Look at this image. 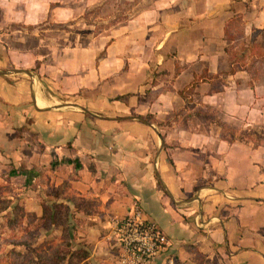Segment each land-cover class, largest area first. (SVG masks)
<instances>
[{
    "label": "crops",
    "instance_id": "crops-1",
    "mask_svg": "<svg viewBox=\"0 0 264 264\" xmlns=\"http://www.w3.org/2000/svg\"><path fill=\"white\" fill-rule=\"evenodd\" d=\"M105 1L0 0V218L69 205L86 262L112 263L136 203L171 243L151 264H264V72L229 59L264 0H126L103 31L39 29Z\"/></svg>",
    "mask_w": 264,
    "mask_h": 264
},
{
    "label": "rangeland",
    "instance_id": "rangeland-1",
    "mask_svg": "<svg viewBox=\"0 0 264 264\" xmlns=\"http://www.w3.org/2000/svg\"><path fill=\"white\" fill-rule=\"evenodd\" d=\"M136 5V7H135ZM143 4H140L139 7H142ZM138 7V4L134 2H128L126 0H107L105 1L100 9H92L91 12H87L84 15V19H76L71 26H66L63 24H44L39 27L42 28H49L44 34L46 37H54L57 36L58 40L62 41L67 33L71 30L75 32L76 30H85V21H89L90 23H95L96 26L93 28L94 33L103 31L104 28L109 27L110 25L115 24L116 22L124 21L130 15L134 14V11ZM234 20V18H233ZM238 27L234 25L235 28ZM233 29L235 42L230 47V53H234V56L239 58L241 56V48L247 45V41L243 39H239V34L237 29ZM71 37V34H70ZM254 41L256 44L259 45L258 51L264 55V31L255 33ZM30 43L31 40H28ZM249 43V42H248ZM246 44V45H243ZM250 51L252 52L253 49L251 48ZM248 52V51H246ZM247 56H250L249 54ZM11 69V67L0 68V70ZM35 70V68L33 69ZM261 72L264 70L260 69ZM24 75V74H23ZM13 76H21V75H13ZM264 131V130H259ZM256 131L251 130L249 133H254ZM248 134V133H246ZM0 207H3V203H0ZM11 214L13 219L15 220L12 224H8L7 221L0 218V264H29L30 259L35 257L36 254L45 255L47 261L44 264H82L78 261L77 258H72L66 256L65 261L55 260L58 253L69 252L72 251V247L79 248L83 241L80 239L77 231L73 233V230H76V225L78 224L74 218H71V227L69 229V233L72 235L71 247L66 246L65 243L67 242L66 238L67 231L63 230L62 226L56 224L47 229L39 223L38 221L35 222L33 220V216L27 215L26 217L22 218L17 217L18 213L20 214L19 210L13 209L11 206ZM17 213V214H16ZM72 213V212H71ZM73 216V215H72ZM16 218V219H15ZM35 234V238H32V235ZM30 241L29 245H13L12 242L16 241ZM77 246V247H76ZM84 248V247H80ZM80 249V250H82ZM78 251V250H77ZM34 252V253H33ZM78 253L81 254V251ZM114 259L112 260V262ZM83 264H88L87 262ZM102 264H111V260H108Z\"/></svg>",
    "mask_w": 264,
    "mask_h": 264
},
{
    "label": "built area",
    "instance_id": "built-area-1",
    "mask_svg": "<svg viewBox=\"0 0 264 264\" xmlns=\"http://www.w3.org/2000/svg\"><path fill=\"white\" fill-rule=\"evenodd\" d=\"M110 229L111 238L119 247L111 264H151L158 254L170 252L169 240L136 203L122 219L114 220ZM173 259L169 254L167 262L172 264Z\"/></svg>",
    "mask_w": 264,
    "mask_h": 264
},
{
    "label": "trees",
    "instance_id": "trees-1",
    "mask_svg": "<svg viewBox=\"0 0 264 264\" xmlns=\"http://www.w3.org/2000/svg\"><path fill=\"white\" fill-rule=\"evenodd\" d=\"M264 31V28H263ZM255 33H258V31H256ZM255 33L252 34L249 43L242 47L240 50V54L241 56L239 58H237L236 56H234V53H230L229 52V59L232 60L233 64H236L237 62H241V66L243 69H245L249 76H250V82L252 83V81H254L255 79H257L258 77V71H260V69L264 70V55H262L258 49L260 48L258 44L255 43L254 41V36ZM253 49V51L251 52L250 49ZM248 51V52H246ZM250 56H247V55ZM78 166V164H77ZM83 202H78V204L76 205V207H81ZM43 210H42V215L38 218V225L39 223H41V225H43L44 227H48V226H55L56 224H59L62 226L63 230L67 231V235L64 237L66 238L67 242L65 243L66 246H70L71 247V240H72V235L71 233H69V229L71 227V218H72V213H71V208L69 205L63 204V203H53V204H45L42 206ZM13 209L19 210L20 214L16 213L17 217H21L23 215H25L24 210L19 206V205H13ZM16 219V218H15ZM15 220L12 219L11 222L9 221V224H12V222H14ZM71 230V229H70ZM32 238H35V234L32 235ZM31 242H25V241H16V242H12L13 245H29ZM73 249L72 251L69 252H63V253H58V255L56 256V259H54V263L55 260H61L63 262V260L65 261L66 256L68 254V256L70 257V259L72 258H77L78 261H80L82 264L86 262L87 257L89 256V251L86 250L85 248H71ZM82 249V250H80ZM78 250V251H77ZM79 251H81V254L78 253ZM34 253V252H33ZM47 261V258L45 255H41V254H36L35 257L31 258L29 261V264H44ZM60 264V263H59Z\"/></svg>",
    "mask_w": 264,
    "mask_h": 264
}]
</instances>
